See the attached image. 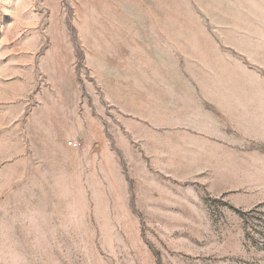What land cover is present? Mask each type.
I'll return each mask as SVG.
<instances>
[{"label": "rangeland", "instance_id": "1", "mask_svg": "<svg viewBox=\"0 0 264 264\" xmlns=\"http://www.w3.org/2000/svg\"><path fill=\"white\" fill-rule=\"evenodd\" d=\"M0 264H264V0H0Z\"/></svg>", "mask_w": 264, "mask_h": 264}, {"label": "built area", "instance_id": "2", "mask_svg": "<svg viewBox=\"0 0 264 264\" xmlns=\"http://www.w3.org/2000/svg\"><path fill=\"white\" fill-rule=\"evenodd\" d=\"M69 145L72 146V147H77L78 146V144L76 142H70Z\"/></svg>", "mask_w": 264, "mask_h": 264}]
</instances>
